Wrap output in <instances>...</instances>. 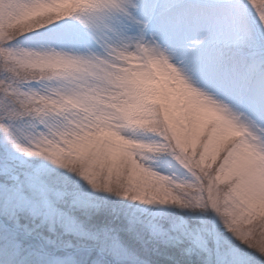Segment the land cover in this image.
<instances>
[{
    "label": "snow or ice",
    "instance_id": "1",
    "mask_svg": "<svg viewBox=\"0 0 264 264\" xmlns=\"http://www.w3.org/2000/svg\"><path fill=\"white\" fill-rule=\"evenodd\" d=\"M0 264H264V0H0Z\"/></svg>",
    "mask_w": 264,
    "mask_h": 264
}]
</instances>
